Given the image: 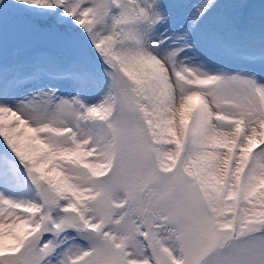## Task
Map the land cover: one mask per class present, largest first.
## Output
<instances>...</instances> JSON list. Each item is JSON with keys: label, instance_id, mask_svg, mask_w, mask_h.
I'll return each mask as SVG.
<instances>
[{"label": "snow or ice", "instance_id": "snow-or-ice-1", "mask_svg": "<svg viewBox=\"0 0 264 264\" xmlns=\"http://www.w3.org/2000/svg\"><path fill=\"white\" fill-rule=\"evenodd\" d=\"M0 264H264V0H0Z\"/></svg>", "mask_w": 264, "mask_h": 264}]
</instances>
